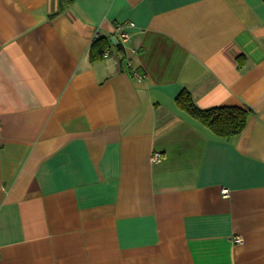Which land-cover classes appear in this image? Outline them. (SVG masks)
Wrapping results in <instances>:
<instances>
[{"label":"crops","instance_id":"obj_1","mask_svg":"<svg viewBox=\"0 0 264 264\" xmlns=\"http://www.w3.org/2000/svg\"><path fill=\"white\" fill-rule=\"evenodd\" d=\"M0 264H264V0H0Z\"/></svg>","mask_w":264,"mask_h":264},{"label":"trees","instance_id":"obj_2","mask_svg":"<svg viewBox=\"0 0 264 264\" xmlns=\"http://www.w3.org/2000/svg\"><path fill=\"white\" fill-rule=\"evenodd\" d=\"M76 0H60L63 7L71 6ZM108 44L103 39L93 42L90 52V60L96 62L104 58ZM122 53L123 47L118 46ZM123 61L125 57L123 56ZM177 106L180 110L188 113L191 117L198 120L205 127L214 132L217 136L231 138L243 132L247 126L250 109L237 106H218L209 109H201L193 99L192 94L184 90L176 98Z\"/></svg>","mask_w":264,"mask_h":264},{"label":"built area","instance_id":"obj_3","mask_svg":"<svg viewBox=\"0 0 264 264\" xmlns=\"http://www.w3.org/2000/svg\"><path fill=\"white\" fill-rule=\"evenodd\" d=\"M126 25H128L130 27H133L134 26V23H128ZM116 31L119 34L120 39L123 42V44L124 43H127L131 39V34L127 30H125V27L123 25H118ZM96 36H97V38L99 37V35H96ZM108 56H109V52L106 51L105 52V57H108ZM134 74H136V73H134ZM136 76L138 78H141L139 74H136ZM161 161H162L161 154H159V153L154 154V156L152 157V162L153 163H159ZM223 193L225 195H227L228 194V190L227 189H224L223 190ZM235 241L236 242H242V239L240 237H238V238L235 239Z\"/></svg>","mask_w":264,"mask_h":264},{"label":"water","instance_id":"obj_4","mask_svg":"<svg viewBox=\"0 0 264 264\" xmlns=\"http://www.w3.org/2000/svg\"><path fill=\"white\" fill-rule=\"evenodd\" d=\"M113 42H115V44H117V45L119 44L116 40H113Z\"/></svg>","mask_w":264,"mask_h":264}]
</instances>
